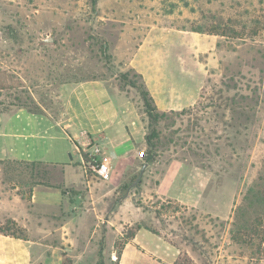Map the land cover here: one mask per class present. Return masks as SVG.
<instances>
[{"label": "rangeland", "instance_id": "obj_1", "mask_svg": "<svg viewBox=\"0 0 264 264\" xmlns=\"http://www.w3.org/2000/svg\"><path fill=\"white\" fill-rule=\"evenodd\" d=\"M147 22L203 33L205 47L217 41L195 53L205 69L197 102L162 111L155 125L136 89L117 78L129 67L113 56L105 62L101 49L105 43L111 55L126 24L144 30ZM89 78L125 92L156 137L143 158L116 171L121 178L103 212L115 232L102 225L79 260L65 255L58 263L117 264L123 241L141 225L175 251L170 264H264V202L246 211L250 230L241 239L232 234L235 210L264 175V0H0L1 110L58 112L57 86ZM1 166L7 182L19 183L53 169ZM172 175L186 200L156 194Z\"/></svg>", "mask_w": 264, "mask_h": 264}, {"label": "crops", "instance_id": "obj_2", "mask_svg": "<svg viewBox=\"0 0 264 264\" xmlns=\"http://www.w3.org/2000/svg\"><path fill=\"white\" fill-rule=\"evenodd\" d=\"M130 26L119 33L111 56L142 76L158 110L180 111L197 102L205 69L195 53L210 50L216 39L205 47L204 34L197 31L158 22H147L144 30ZM57 95L58 112L26 106L0 109V224L11 220L26 237L0 233V264H59L65 255L77 261L102 225L108 234L115 232L103 212L110 208L116 187L112 184L121 178L116 171L126 172V165L146 145L135 103L123 91L112 92L105 80L61 83ZM81 133L101 147V158L110 165V181L84 172V148L75 144ZM17 161L53 169L33 180L27 175L30 180L25 183L7 182L1 165ZM169 180L164 191L160 179L156 194L186 200L177 177ZM107 185L111 189L105 190ZM157 258L170 264L175 251L141 227L123 244L117 264H162Z\"/></svg>", "mask_w": 264, "mask_h": 264}, {"label": "trees", "instance_id": "obj_3", "mask_svg": "<svg viewBox=\"0 0 264 264\" xmlns=\"http://www.w3.org/2000/svg\"><path fill=\"white\" fill-rule=\"evenodd\" d=\"M102 55L105 58V62L110 60L111 55L107 53V45L104 43L102 44ZM132 73L131 78L130 74ZM118 80L121 83V86L129 85L136 89L139 98L142 101V106L144 108L147 117L151 120V124L155 125L158 121L159 117L164 116V113L158 110L153 97L151 96L147 86L142 78V76L137 73L133 68H129L126 72H122L117 76ZM138 78L140 81L137 82ZM185 110V109H183ZM182 110V111H183ZM156 137L155 128L152 127L151 133L146 134V142L150 148L154 147V144L151 143L152 138ZM84 156V154H83ZM150 158V157H148ZM17 163H26V162H19ZM30 164H40V163H30ZM245 205L244 207H238L235 210V217L233 222V229L232 234L235 239H241V235L245 234L248 230H250L251 224L249 218H246V211L252 206H258L263 204L264 202V175H262L261 180L257 182L253 187L248 189L247 194L244 196ZM5 226V227H4ZM141 225H138L136 228H140ZM7 229V230H5ZM152 230V229H151ZM154 233L159 234V231L152 230ZM0 233L4 235L10 236H17L19 238L26 239L25 235L22 234L21 229L17 228L15 223L11 220H8L5 224H0ZM134 231L130 233V235L123 241V243L127 242L130 237L134 236ZM120 256V252L118 253V258Z\"/></svg>", "mask_w": 264, "mask_h": 264}, {"label": "built area", "instance_id": "obj_4", "mask_svg": "<svg viewBox=\"0 0 264 264\" xmlns=\"http://www.w3.org/2000/svg\"><path fill=\"white\" fill-rule=\"evenodd\" d=\"M75 144H79L84 148L82 157V167L86 174L94 175L98 179L107 181L111 176V169L108 161L101 158V147L98 143L86 135L80 134V138L75 141ZM145 156V150L143 148L137 151V157L143 158Z\"/></svg>", "mask_w": 264, "mask_h": 264}]
</instances>
